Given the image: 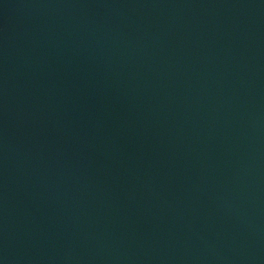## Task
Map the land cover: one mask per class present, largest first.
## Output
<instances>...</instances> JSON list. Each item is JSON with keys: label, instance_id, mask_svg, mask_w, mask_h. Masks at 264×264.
Masks as SVG:
<instances>
[{"label": "water", "instance_id": "95a60500", "mask_svg": "<svg viewBox=\"0 0 264 264\" xmlns=\"http://www.w3.org/2000/svg\"><path fill=\"white\" fill-rule=\"evenodd\" d=\"M0 264H264V0H0Z\"/></svg>", "mask_w": 264, "mask_h": 264}]
</instances>
